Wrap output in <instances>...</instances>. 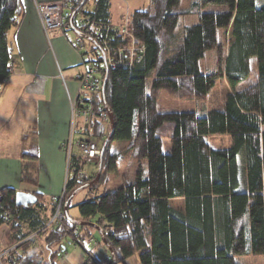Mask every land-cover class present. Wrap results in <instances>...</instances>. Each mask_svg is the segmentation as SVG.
<instances>
[{
	"label": "trees",
	"instance_id": "1",
	"mask_svg": "<svg viewBox=\"0 0 264 264\" xmlns=\"http://www.w3.org/2000/svg\"><path fill=\"white\" fill-rule=\"evenodd\" d=\"M66 1L72 5L67 22L86 40L88 50L81 54L102 68L105 81L91 136L105 142L112 133L111 139L96 178L85 185L89 194L76 204L77 218L67 212L62 224L44 229L50 215L41 195L36 194L33 205L18 206L15 189L0 190V226L8 227L7 247L43 229L40 237L49 251L45 257L29 239L22 244L26 252L4 259V264H56L63 248L55 250L54 245L66 237L85 242L92 230L100 232L109 264H125L136 254L140 264H249L245 257L264 256V0H190L186 7L182 0H151L129 16L130 33L145 44L143 59L107 68L97 56L103 45L91 26L102 27L112 48L130 42L126 35L106 33L113 24L112 0ZM22 13L21 0H0V88L12 74L8 33ZM188 15L198 20L179 27ZM221 28L231 33L228 49L218 37ZM212 49L218 52L219 71L202 73L200 62ZM254 59L256 79L251 78ZM222 76L231 88L222 108L205 114L159 110L162 91L204 98ZM216 134H229L231 146L212 147L207 136ZM164 139L170 140L167 152ZM113 141L129 142V157L138 168L132 180L99 193L93 188L100 176L119 170ZM71 166L65 210L81 188L83 164L74 158ZM4 209L12 214L9 222L2 217ZM82 264L105 263L88 251Z\"/></svg>",
	"mask_w": 264,
	"mask_h": 264
},
{
	"label": "crops",
	"instance_id": "2",
	"mask_svg": "<svg viewBox=\"0 0 264 264\" xmlns=\"http://www.w3.org/2000/svg\"><path fill=\"white\" fill-rule=\"evenodd\" d=\"M21 2L23 13L19 23L8 33L12 47V74L0 88V111H3L0 125L15 120L22 128L17 151L11 155L0 153V190L11 187L16 191L33 192L41 195L48 207H52L53 197L61 194L65 183L67 158L61 145L69 135L71 105L80 91L78 76L85 71L81 53L86 50L80 51L74 46L78 37L75 31L66 33L55 28L49 39L35 0ZM115 3L118 15L114 17L113 10L112 15L113 23L117 24L135 10L148 7L151 0H116ZM37 74L47 77L41 94L26 90ZM27 141L31 153L30 150L26 152L24 142ZM33 169L35 173L30 174ZM25 174L31 176L24 179ZM40 174L51 178L50 185H40ZM67 212L74 218L80 215L77 210L70 213L69 208Z\"/></svg>",
	"mask_w": 264,
	"mask_h": 264
},
{
	"label": "rangeland",
	"instance_id": "3",
	"mask_svg": "<svg viewBox=\"0 0 264 264\" xmlns=\"http://www.w3.org/2000/svg\"><path fill=\"white\" fill-rule=\"evenodd\" d=\"M115 2L116 0H114L113 5H112L114 17L118 15V11H119ZM189 2L190 0H182V7H186L189 4ZM125 17H129V15H126ZM197 20L198 18L196 15L183 16L181 18L179 27H181L184 24H190V23L196 22ZM218 37L220 39V42L223 43L225 47L228 49L229 41L231 40L230 31L221 28L218 31ZM87 43L88 45H91L89 41H87ZM200 68H201L202 73H217L219 71L218 52L216 49H212L206 52V55L202 58L200 62ZM257 73H258L257 60L254 59L251 62V78L256 79ZM14 79L15 77H13L12 80ZM230 90L231 88L229 86V83L226 77L222 76V77H218V81L216 85L212 88V90L204 98H184V97H180L177 95H172L167 91H162L159 94V100H158L159 110L160 111L189 110V111H197L199 114H205L210 108H213V107L222 108L225 95ZM10 110L11 108H9V111ZM9 111L7 112V114L9 113ZM4 114H6V112ZM2 116H3V111H0V119L2 118ZM14 118L17 119L16 116H14ZM21 128H22L21 125H17L15 120L7 124L0 125V153L1 154L11 155L17 151L18 145L20 143L19 133L21 132L20 131ZM27 138L28 136L26 137V139ZM92 138L98 142L100 147H102L103 142H104L102 138L98 136L97 137L92 136ZM207 140L209 141L210 145L214 148L229 147L231 146V143H232L231 136L229 134L208 135ZM28 144H29L28 141L24 142V146L27 147L26 149L27 153L30 150ZM128 145H129V142L127 141L111 142V145H110L111 150L116 151L120 155V160L118 164L119 170L116 174H109V175L104 174V176L103 175L100 176V178L102 179L99 180V183H98L99 186L97 188L94 187L93 191L95 189H98V192L102 193L104 190L114 189L118 186H121L123 182L127 180L128 181L132 180L134 178L136 170L138 168V163L137 161L129 157ZM62 149L64 150L63 147ZM163 149L165 152L170 150V140L169 139H164ZM31 151L32 150H30V153ZM66 158H67V154H66ZM99 162H100V157L98 160L94 162L87 161L83 165L82 171L80 172V176L78 177V183H80L81 188L79 191H76L77 193L74 195V197L71 200V203L69 205L70 213H73L75 210L79 212V209L76 206V204L82 201L86 197V195L89 194L87 186L85 185H87L88 183H90L96 178L95 176L98 172ZM142 165L146 172L147 163L144 161L142 162ZM71 167L72 166L68 164V161L66 159L65 180H66V177H69V178L73 177V171H71ZM34 173H35V170L34 169L31 170L30 174H34ZM36 175L38 176V174ZM40 177H42V181L40 180V185L42 184L50 185L51 178L49 176L45 174H43L42 176L40 174ZM52 201L53 203L55 202L54 199H52ZM179 202H181V200H174L173 204H177ZM49 210L51 211H49L48 214H50V212L52 213L54 208L49 207ZM26 231H28L27 228H26ZM7 235H8L7 225L0 226V252L4 251L9 243L7 239ZM90 238H92L94 242H89ZM101 240H102L101 234L98 230H92L91 235L87 238V240L83 243V245H76L73 241H71V237L64 238L60 243L53 246L55 247V250L60 249V247L63 248V251L56 256V264H81L88 258V251H92L99 258L104 259L107 253L105 252V249L102 245ZM97 241L100 243L96 244ZM37 243H38L37 245L41 246L40 250L45 251L44 252L45 257H48L49 251L45 249V244L41 237L37 241ZM244 261L249 264H264V256L245 257ZM125 264H140L138 254L130 257L126 261Z\"/></svg>",
	"mask_w": 264,
	"mask_h": 264
},
{
	"label": "built area",
	"instance_id": "4",
	"mask_svg": "<svg viewBox=\"0 0 264 264\" xmlns=\"http://www.w3.org/2000/svg\"><path fill=\"white\" fill-rule=\"evenodd\" d=\"M35 6L39 13L40 20L46 36L50 39V32L55 28H60L64 32L74 31L72 25L67 22L68 18L72 16V5L66 0H45L39 2L35 0ZM90 31L93 32L96 37V41H99L103 48L98 47L96 53L98 57H103L101 66L107 68L109 65L116 64H129L139 62L144 57L145 44L137 43L134 36L129 30V17H125L122 23H113L111 27L106 29V33L109 31L118 32L129 37L130 42L125 47H110L108 45L107 35L102 36L103 29L100 26H91ZM74 46L80 50H88L86 47V40L80 36L74 41ZM83 56V63L85 64V71L78 76L80 91L76 98L72 101L71 105V119L69 127V135L62 147L66 151L67 161L69 165H72L73 159L76 158L79 164H85L87 161H96L101 155L102 147L91 136L92 116L96 113L97 103L101 97L103 89V79L100 77V71L102 68L95 66L91 60L87 57V60ZM62 79L63 75L60 72ZM47 81V77L41 74L35 75L34 81L26 86V90L30 93L41 94L44 91V87ZM106 118V115H104ZM77 152V153H76ZM69 177H66L63 190L60 195L53 197L55 207L50 214L45 228H53L59 226L67 219V213L64 209L65 194L67 188V182ZM1 201V194H0ZM0 209H3L0 206ZM2 217L5 222H9L12 218L10 211L6 209L1 210ZM39 229L29 235L26 239L6 247V249L0 252V264H4V259L11 261L14 254H24L26 250L22 247V244L29 239L33 240V244L40 250L41 246L37 245V241L40 239ZM69 230V229H68ZM89 242H94L92 238ZM76 245H81V240L74 241ZM96 244H99L96 242ZM105 264H109L111 256L106 254L102 259Z\"/></svg>",
	"mask_w": 264,
	"mask_h": 264
},
{
	"label": "water",
	"instance_id": "5",
	"mask_svg": "<svg viewBox=\"0 0 264 264\" xmlns=\"http://www.w3.org/2000/svg\"><path fill=\"white\" fill-rule=\"evenodd\" d=\"M86 0L82 1V5L85 3ZM72 21V20H71ZM105 89V81L103 83V89L102 92H104ZM112 134V133H111ZM111 134L109 135V137L106 139V141L104 142V144L102 145V149H101V155H100V162H99V167L101 169L102 167V159H103V155L107 146V143L109 142V140L111 139ZM38 201V197L36 194L28 192V191H17L16 192V203L18 206H27V205H33ZM67 213V210H65Z\"/></svg>",
	"mask_w": 264,
	"mask_h": 264
}]
</instances>
